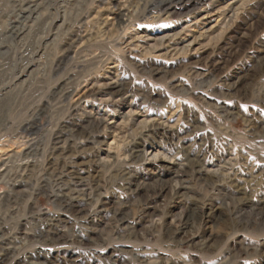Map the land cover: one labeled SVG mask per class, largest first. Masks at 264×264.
Wrapping results in <instances>:
<instances>
[{
	"label": "rangeland",
	"instance_id": "obj_1",
	"mask_svg": "<svg viewBox=\"0 0 264 264\" xmlns=\"http://www.w3.org/2000/svg\"><path fill=\"white\" fill-rule=\"evenodd\" d=\"M0 264H264V0H0Z\"/></svg>",
	"mask_w": 264,
	"mask_h": 264
}]
</instances>
